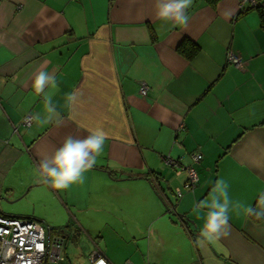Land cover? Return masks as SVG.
Wrapping results in <instances>:
<instances>
[{"label": "crops", "instance_id": "crops-1", "mask_svg": "<svg viewBox=\"0 0 264 264\" xmlns=\"http://www.w3.org/2000/svg\"><path fill=\"white\" fill-rule=\"evenodd\" d=\"M256 4L193 0L179 26L156 18L155 0H0V213L43 224L34 211L7 206L28 194L69 223L75 212L115 206L137 228L153 229L159 257L148 264H170L161 258V228L174 226L192 250L185 264H264V28ZM182 43L195 52L181 53ZM228 50L240 67L226 60ZM41 70L58 81L59 127L24 123L46 115L31 86ZM75 90L80 103L69 109L65 95ZM97 127L108 139L84 182H43L39 157ZM195 152L202 158L193 163ZM168 156L197 170L198 183L180 197L187 173ZM221 178L249 211L230 213L227 236L198 242L208 210L196 205ZM95 214L85 219L95 223ZM48 228L66 243L67 232Z\"/></svg>", "mask_w": 264, "mask_h": 264}, {"label": "clouds", "instance_id": "clouds-1", "mask_svg": "<svg viewBox=\"0 0 264 264\" xmlns=\"http://www.w3.org/2000/svg\"><path fill=\"white\" fill-rule=\"evenodd\" d=\"M192 3L193 0H155L156 18L186 26L189 20L187 9ZM31 86L36 94L44 97L46 115L42 117L37 113L28 119L40 125L55 122L57 127L61 126L64 118L52 102V95L58 88L56 77L47 71H38ZM80 96L79 90L67 93L65 107L71 109L80 103ZM86 130L90 133L86 138L76 139L69 135L50 155L39 157L37 169L43 182L56 189H67L74 184L84 182L85 173L94 167L97 156L103 152L105 141L108 139L102 127ZM228 189L227 181L223 178L218 179L208 198L196 205L198 209L208 210L198 242L211 243L222 236H227L230 228V213L239 214L242 209L245 212L249 211L240 201L231 199Z\"/></svg>", "mask_w": 264, "mask_h": 264}, {"label": "rangeland", "instance_id": "rangeland-1", "mask_svg": "<svg viewBox=\"0 0 264 264\" xmlns=\"http://www.w3.org/2000/svg\"><path fill=\"white\" fill-rule=\"evenodd\" d=\"M7 206L16 208L20 212L28 209L34 211L36 217L42 221L45 227H52L54 231L68 233L69 237L63 250L65 262L59 264H89V255L96 247L116 263L130 261L134 264H148L150 261L152 263L159 254L153 229L143 228V226L137 228V224L130 218L131 213L121 212L115 206L106 205L107 207L99 210L97 214L91 209L88 213L75 212L77 220H73L71 223L59 208L44 207V197L42 196L28 194ZM93 214L96 217L95 223L85 219ZM105 222H109L106 227L103 226ZM97 224H99L98 227H96ZM148 231L150 241L147 240ZM161 231L162 235L166 237L165 240L167 239L165 246L160 250L161 258L169 259L170 264H185L190 261L192 250H190L187 241L183 237L181 238L180 226L170 229L162 227ZM165 233L170 236L168 237ZM177 240H179L178 244L175 243Z\"/></svg>", "mask_w": 264, "mask_h": 264}, {"label": "built area", "instance_id": "built-area-1", "mask_svg": "<svg viewBox=\"0 0 264 264\" xmlns=\"http://www.w3.org/2000/svg\"><path fill=\"white\" fill-rule=\"evenodd\" d=\"M241 4L250 2L256 4L255 0H240ZM226 60L240 67L241 60L233 52H226ZM140 93L146 95L147 88L145 85L140 87ZM25 124L30 120L24 119ZM193 163L202 158L200 152L192 155ZM165 162L173 167H179L185 170L187 179L182 188L175 189V195L180 197L183 191L191 190L198 183V174L196 168L191 164L182 166L177 160L171 157L164 158ZM65 239L59 234H52L48 227L40 222L26 218L9 216L0 213V264H59L65 262L64 256ZM89 264H115L109 260L98 248L89 255ZM120 264H132L130 261H124ZM193 264H201L195 262Z\"/></svg>", "mask_w": 264, "mask_h": 264}, {"label": "trees", "instance_id": "trees-1", "mask_svg": "<svg viewBox=\"0 0 264 264\" xmlns=\"http://www.w3.org/2000/svg\"><path fill=\"white\" fill-rule=\"evenodd\" d=\"M206 2H208L211 6H215L217 0H205ZM257 4L255 6H253L252 8L255 9L260 17V23L262 28H264V2H262V0H256ZM246 9H243L240 13H242L243 11H245ZM190 47L188 49L185 50V44H180L178 47V50L185 54L187 57L191 56L195 50H196V45L194 43H190Z\"/></svg>", "mask_w": 264, "mask_h": 264}]
</instances>
